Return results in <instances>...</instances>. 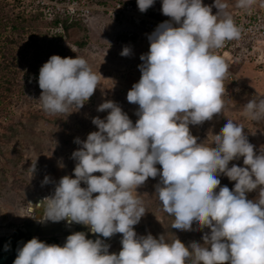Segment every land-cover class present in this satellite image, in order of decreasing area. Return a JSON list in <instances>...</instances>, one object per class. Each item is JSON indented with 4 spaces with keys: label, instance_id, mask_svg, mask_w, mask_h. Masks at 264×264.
<instances>
[{
    "label": "clouds",
    "instance_id": "1",
    "mask_svg": "<svg viewBox=\"0 0 264 264\" xmlns=\"http://www.w3.org/2000/svg\"><path fill=\"white\" fill-rule=\"evenodd\" d=\"M256 2L236 0L235 7L251 12ZM154 3L137 0L141 13ZM228 7L224 0L211 6L203 0H162L161 12L169 20L148 35L149 51L138 66L141 77L126 97L138 105L135 124L116 102L101 103L97 111L108 115L92 119L98 131L74 140L79 148L71 156L72 176L56 183L46 175L41 187L51 183L53 191L35 205L29 202L30 218L37 223L83 225L98 238L74 232L60 246L34 237L17 248L13 264H264V151L257 154L232 120L208 145L190 131V125L213 120L225 107L228 65L213 50L241 37ZM120 55L129 57L131 48L125 46ZM98 83L85 58L52 55L39 70V107L49 116L79 110ZM244 109L247 118L264 121V97L250 99ZM241 158L244 166L229 167ZM30 169L33 176L36 163ZM220 175L234 188L220 187ZM157 177L154 196L174 218L171 228L209 229L203 244L137 235L134 226L147 211L133 192ZM252 192L258 193L255 199L248 198ZM116 234L122 236L121 250L110 254L104 240Z\"/></svg>",
    "mask_w": 264,
    "mask_h": 264
},
{
    "label": "rangeland",
    "instance_id": "2",
    "mask_svg": "<svg viewBox=\"0 0 264 264\" xmlns=\"http://www.w3.org/2000/svg\"><path fill=\"white\" fill-rule=\"evenodd\" d=\"M130 1L137 5V0H94L105 7ZM224 2L229 5L227 12L234 22L248 16L249 12L235 7L236 0ZM203 4L211 6L214 0H203ZM262 4L264 0H257L251 10L256 18L264 19ZM161 8L162 0H155L150 11L152 17L163 23L169 18L162 14ZM0 10L3 16L0 20V109L3 110L0 116V238H4L18 230L27 232L25 223L30 221L29 202L34 203L37 198H44L53 191L51 183L41 187L46 175L56 183L66 175L72 176L75 161L71 156L79 148L74 140L84 141L89 133L98 131L92 119H104L108 115V112L97 111L101 103L116 102L135 124L138 105L130 104L126 97L141 77L140 56L149 51L147 37L152 32L146 31L143 25L95 13L89 21L71 29L64 37L55 29V23L47 21L36 11L34 0H0ZM212 11L213 14L217 12L215 8ZM81 42L85 46L81 47ZM125 46L131 48L129 57L120 55ZM52 55L83 57L97 74L98 88L83 108L73 107L67 114L49 116L39 107V70ZM232 58L234 63L229 68L237 75L240 88L234 89L233 85L224 82L225 107L222 113L202 125H190V131L198 138V143L208 145L227 120H232L244 129L248 141L259 154L264 151V121L247 118L244 105L250 99L264 97V34L246 38L234 49ZM35 163L36 171L32 176L30 168ZM60 163L64 167L61 168ZM233 164L244 166L243 158L233 160L229 167ZM156 167L161 169L160 165ZM219 179L220 187L234 188V182L226 176L220 175ZM158 182L159 177L149 178L137 193L133 192L147 211L134 226L137 235L150 233L155 238L165 235L167 241L178 238L186 246L193 241L203 244L202 236L209 229L203 232L193 226V231L182 232L171 228L174 218L162 210L154 196ZM81 187L86 185L81 184ZM257 195L252 192L248 198L255 199ZM59 237L62 240L67 236ZM121 239V234L113 236L109 243L110 254H118L121 250Z\"/></svg>",
    "mask_w": 264,
    "mask_h": 264
},
{
    "label": "built area",
    "instance_id": "3",
    "mask_svg": "<svg viewBox=\"0 0 264 264\" xmlns=\"http://www.w3.org/2000/svg\"><path fill=\"white\" fill-rule=\"evenodd\" d=\"M34 6L36 11L43 15L47 21L55 23V29L64 37H66L65 22L67 24L74 22L83 23L89 21L95 13H103L110 18H121L126 22L143 25L148 32H153L161 24L160 21L152 17L151 7L145 13H141L134 1L128 3L115 2L113 6L105 7L94 2V0H69L67 2L34 0ZM235 23L241 29L240 39L229 41L222 49L213 51L215 54L222 56L228 65V73L224 82L233 85L234 89H239L240 83L237 75L229 68L234 63L232 58L233 51L246 38L264 34V19L256 18L255 15L249 12L247 17L240 21H235Z\"/></svg>",
    "mask_w": 264,
    "mask_h": 264
},
{
    "label": "water",
    "instance_id": "4",
    "mask_svg": "<svg viewBox=\"0 0 264 264\" xmlns=\"http://www.w3.org/2000/svg\"><path fill=\"white\" fill-rule=\"evenodd\" d=\"M40 214H42V213H40ZM32 220H34V219L30 218L29 223H25V229L29 233L30 236L37 237L39 239H48V238L59 236V235L68 236L74 232H84L85 233L88 229L87 227H85L83 225L75 224V225H77V229H75L74 231H70L68 228H61L60 227L62 224L67 225L66 222L61 221L58 225L59 226L58 228H49L47 230H44L42 227H39L37 225H33L31 222ZM72 225H74V224H72ZM86 238L95 240L98 237H97V235H93L92 233H90L88 231ZM101 238H103V237H101ZM15 258H16V255L10 256V255H6L0 251V264H13V261Z\"/></svg>",
    "mask_w": 264,
    "mask_h": 264
},
{
    "label": "trees",
    "instance_id": "5",
    "mask_svg": "<svg viewBox=\"0 0 264 264\" xmlns=\"http://www.w3.org/2000/svg\"><path fill=\"white\" fill-rule=\"evenodd\" d=\"M1 16H2V14L0 12V20L2 19ZM81 24H82L81 22H74L72 24H67L65 22L64 26H65L66 34H68L69 31L73 28L81 27ZM79 45L82 47V46H85V43L81 42ZM2 113H3V110L0 109V116L2 115ZM2 173L4 175L5 171H3ZM193 226L197 227L195 224ZM203 232H204V230H203ZM32 238H34V237L28 236V235L24 234L22 231L18 230L12 236L0 238V251L6 255L14 256V255H16L17 248L19 246H22L23 243H26L27 241H29ZM46 243L47 244H58V245L62 246L61 243L59 242V240H57V238H52L49 241H47ZM5 245H7L9 247L8 251H4Z\"/></svg>",
    "mask_w": 264,
    "mask_h": 264
},
{
    "label": "bare ground",
    "instance_id": "6",
    "mask_svg": "<svg viewBox=\"0 0 264 264\" xmlns=\"http://www.w3.org/2000/svg\"><path fill=\"white\" fill-rule=\"evenodd\" d=\"M39 199H42V198H37V200H36V202L39 200ZM36 202H34V203H32L33 205H35V203ZM32 207V206H31ZM32 222V224L33 225H37V226H39V227H42L44 230H47V229H49V228H58L59 226V223H52V222H48V223H46V224H39V223H37L35 220H32L31 221ZM61 228H68L70 231H74L75 229H77V225H64V224H62L61 226H60ZM100 239H104V238H101V237H99ZM113 239V237L112 238H110V239H106V240H104V242L106 243V244H109L110 242H111V240Z\"/></svg>",
    "mask_w": 264,
    "mask_h": 264
},
{
    "label": "flooded vegetation",
    "instance_id": "7",
    "mask_svg": "<svg viewBox=\"0 0 264 264\" xmlns=\"http://www.w3.org/2000/svg\"><path fill=\"white\" fill-rule=\"evenodd\" d=\"M19 231H22V230H19ZM23 232V231H22ZM24 234H26V235H28V236H30L29 235V233L28 232H23ZM10 236H12V235H10ZM32 237V236H31ZM52 238H57V240H59V242L61 243V245L63 246V244H64V242H65V240L66 239H62L61 240V238L59 237V236H55V237H51V238H48V239H39V240H41V241H43V242H47V241H49L50 239H52Z\"/></svg>",
    "mask_w": 264,
    "mask_h": 264
}]
</instances>
